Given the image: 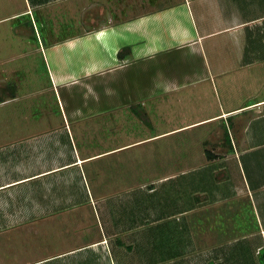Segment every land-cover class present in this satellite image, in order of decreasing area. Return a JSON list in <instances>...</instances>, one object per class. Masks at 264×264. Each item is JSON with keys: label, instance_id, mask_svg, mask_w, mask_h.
<instances>
[{"label": "crops", "instance_id": "1", "mask_svg": "<svg viewBox=\"0 0 264 264\" xmlns=\"http://www.w3.org/2000/svg\"><path fill=\"white\" fill-rule=\"evenodd\" d=\"M0 51V105H27L0 126V264H146L142 232L147 218L157 223L160 208L147 215L126 210L146 185L125 176V165L137 167L141 147L154 138L215 122L224 126L210 128L212 143H202L211 158L204 154L200 164L154 184L198 173L211 183V192L194 184L190 196L201 203L178 215L244 195L264 197V175L255 170L264 156L250 155L264 149V92L257 94L264 0H0ZM32 57L41 58L46 76L26 86L20 73L29 72ZM169 100L193 111L170 130L145 135L135 128L138 116L149 115L137 107ZM159 148L146 151L148 172L161 161ZM126 150L136 160L126 159ZM235 164L242 187L232 184ZM258 228L243 241L264 242L262 221ZM223 248L204 246L193 260L221 264ZM178 249L153 263H171Z\"/></svg>", "mask_w": 264, "mask_h": 264}, {"label": "rangeland", "instance_id": "2", "mask_svg": "<svg viewBox=\"0 0 264 264\" xmlns=\"http://www.w3.org/2000/svg\"><path fill=\"white\" fill-rule=\"evenodd\" d=\"M8 55L9 53L7 52L2 56L6 57ZM32 58L34 61L32 62L31 67H27L29 68V72H24L22 70L20 73L25 76V81L23 82L26 86H30L33 82L36 84L37 80L42 83L46 76V69L43 66L41 58ZM32 58H17L14 59V62L29 63L28 61L32 60ZM263 69V67H258V71ZM261 73L264 72H260V74ZM22 75H20V77H22ZM257 88L258 95L264 92V79L259 83V87L257 86ZM37 97L39 99L42 96L38 95ZM149 105H152V103ZM138 106H141V104ZM18 107L27 108V105L23 101L20 103H3L0 105V126L1 123L2 127L8 124L6 121L8 116L11 111L15 112ZM31 109L36 110V108ZM136 110L149 113V115L148 118L138 116L139 121L136 122L138 126H135V122L134 124L132 123V126L145 130V135H148L170 130L174 124L186 120L191 113L190 111H193V105H178L170 103L169 100V103L166 104H155V108L151 106L146 110L143 107H137ZM249 116L250 115L248 114L245 118ZM232 121V119L229 120V122ZM261 124L264 126V119L261 120ZM223 126L222 121L215 122L211 125L201 126L194 130H186L184 132L178 131L179 133L171 136L167 135L168 137L163 136L161 138H154L156 139L154 142L146 143L141 147L142 151L137 155V167L129 169L125 165V176L135 175L137 177L136 180H138L139 183L146 185L144 189L135 192V194L130 196L131 199L125 202V208L130 205V208H127L126 210L140 211L141 214L147 215L149 210L160 208L158 215H156L158 219L157 223H152L151 220L147 218L146 226L142 232L144 239L147 240V245L144 243L145 249L148 252V255L145 256V258L148 259L146 264H154V257H156V260L164 261L166 259V253L170 254L172 252L173 258V256H175V248H179L178 253L176 252L178 257H174L175 260L171 263L168 261L165 264H197L193 258H196L197 255L202 257L200 250H202L204 246H211L214 243L217 244V242L224 247L220 252L221 264H249L250 258L247 255L248 248H245V245H249L251 247L249 249L253 250V259L250 264H264V246L262 245L264 242L262 241L261 236L248 242H244V239H242L244 235H248L249 237L250 234H254L253 236H256L258 233L255 235V232L256 230L259 231L258 227L261 226V221L264 224V203L262 202L264 201V197L260 200L259 198H255L253 201L250 200L247 195H244L239 198L228 200L218 206H209L205 209L196 207L194 211L190 210L188 213L182 212L181 215H178L177 213L183 209L185 210L189 206L201 203L203 198L190 196L191 189L196 190L194 184H199L200 187L203 185L205 189L211 192V183L206 181L202 175L199 176L200 173L195 174L194 176L191 174H182V176L179 175L177 180L168 179L167 182L161 184H154L155 182H153L158 176H169L171 173H180L189 169L187 166H190L191 162L194 164H200L204 154H206L202 143L205 140H209V144L212 143L213 136L209 135L207 131L210 128L215 130L216 127ZM140 133L141 132H138V134ZM174 133L176 132L171 134ZM174 143L176 147L173 146ZM150 145L151 147L154 145L160 147L159 154L161 158V161L153 163V168L149 171L151 173L148 172L149 164H147L148 161L146 162V151L150 148ZM186 146H188V148H186ZM131 152L132 150L125 151V158L130 162L131 160H136L134 159V156L131 157ZM250 155L255 160H261V157L264 156V149ZM248 160L249 159L246 157L242 158L243 170L244 174L249 179V184L253 186L251 169L247 163ZM234 166L235 167L231 169V177H233L232 184L242 187L237 164ZM255 170L259 171V173L261 172L260 176L264 175V167H258ZM152 172H154V174ZM229 174L230 171H228V175ZM225 176V172H218L216 173L215 178L223 180ZM176 181L178 184H175ZM176 187H178L179 190ZM149 189H152L154 194H148ZM177 227L179 229H185L181 232L180 230H177ZM170 240L171 242H168ZM232 241L235 245H231ZM165 242H168L169 244H164ZM151 245L153 246L152 248ZM257 247L259 248L257 255L254 256ZM254 259H257L258 262L256 263Z\"/></svg>", "mask_w": 264, "mask_h": 264}, {"label": "trees", "instance_id": "3", "mask_svg": "<svg viewBox=\"0 0 264 264\" xmlns=\"http://www.w3.org/2000/svg\"><path fill=\"white\" fill-rule=\"evenodd\" d=\"M127 53H128V51H127ZM119 56H121L122 57V54L119 52V54H118ZM126 56V55H125ZM206 155H207V157L208 158H211V155H210V153L209 152H206Z\"/></svg>", "mask_w": 264, "mask_h": 264}]
</instances>
